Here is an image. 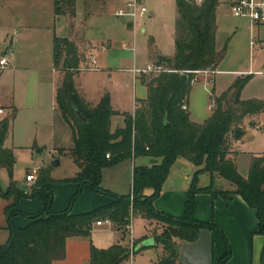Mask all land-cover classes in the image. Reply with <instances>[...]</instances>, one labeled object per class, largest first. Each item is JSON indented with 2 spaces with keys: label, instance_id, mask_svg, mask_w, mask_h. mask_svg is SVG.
Returning a JSON list of instances; mask_svg holds the SVG:
<instances>
[{
  "label": "trees",
  "instance_id": "16d2710c",
  "mask_svg": "<svg viewBox=\"0 0 264 264\" xmlns=\"http://www.w3.org/2000/svg\"><path fill=\"white\" fill-rule=\"evenodd\" d=\"M52 1L56 14L66 12L73 17L74 0ZM175 6L173 56L161 55L150 42L155 63L169 71L145 75L142 83L147 88L146 97L137 100L133 114H124V126L114 131L110 130V117L116 112L110 106L109 94H103L95 106H89L82 99L74 84L80 65L77 46L67 37H54L53 64L63 73L55 92L56 110L71 128L72 145L68 152L77 166L73 180L78 189L71 200L78 196L83 184H89L94 192L109 195L112 200L87 211L73 213L68 206L54 212L51 210L54 192L47 169L39 170L36 181L28 189L11 178L5 190L0 188V198L9 200L3 209L8 239L0 244V264H52L65 257L67 238L89 236L93 224L103 219L110 220L124 233L131 215L135 214L166 224L160 234L153 236L154 243L161 244L165 252L157 264H177L179 245L194 242L201 229L222 237L225 252L216 264H225L231 249L223 231L212 221L194 218L198 193L225 200L239 195L254 210L257 220L254 233L262 237L258 264H264V154L251 158L247 177L238 172L231 156L235 130L242 129L246 116L263 111L264 101L240 99V91L248 79L243 77L219 96L210 95L214 107L205 119H191L189 110L182 105L187 103L194 72H213L225 54L226 43L216 50L218 0L200 4L193 0H175ZM77 111L85 122L77 117ZM12 117L0 120V168H6L10 176L15 156L3 143ZM64 150L59 149L58 153ZM138 158L149 159L151 164L133 166L129 194H116L102 187L104 168ZM177 159H184L194 167L181 216L159 211L153 204ZM202 173L209 176L204 186L199 185ZM216 178L227 180L234 189H223L216 184ZM147 188L152 189L148 195L144 193ZM23 197L36 198L40 208L33 214H24L29 221L16 226L13 217L22 214L16 205ZM141 240H134L132 253L142 249L135 250ZM129 257L130 248L126 245L115 243L98 248L91 244L88 264H125Z\"/></svg>",
  "mask_w": 264,
  "mask_h": 264
},
{
  "label": "crops",
  "instance_id": "0c3cea01",
  "mask_svg": "<svg viewBox=\"0 0 264 264\" xmlns=\"http://www.w3.org/2000/svg\"><path fill=\"white\" fill-rule=\"evenodd\" d=\"M121 2L122 0H74V15L70 18L66 12L56 14L54 11L53 1H48L47 10L50 20L53 21V25L51 26L48 24L47 26V31L49 33L47 35V47L45 50L46 52L43 55V63L26 65L23 59L20 60L18 58L16 53L11 52L9 54L8 51L4 52L3 56L7 58L8 63L9 59L14 60L19 65L18 67H30L31 69H34L36 73L32 74L29 79L26 78L24 80H20L17 77V82L16 79H13V82L6 86L10 97L7 98V104L0 103L1 109L3 110L2 113H0V117L4 113L5 107V109L9 112L8 117L13 115L12 118H14L15 111L17 112L14 118L15 120L18 118L20 110L33 109L37 111L39 106L45 100L50 102L53 110H56L55 92L61 81L63 73L59 67L57 68L53 64V39L54 37H67L77 46L78 53L80 55L79 68L85 64L89 66L88 63H90V61L88 58L90 55H93L96 60V66L99 67V70L91 71L98 72L100 76H102V78L100 77L101 80L99 83L90 88L87 87L86 84L77 81L79 73L82 71L81 69H78V72L74 77V84L77 92L89 106H95L100 97L103 94L108 93L110 97V106L112 110L116 112V114L110 117V127L112 130L117 127H122L124 125V114H133L137 100L144 99L147 95V88L139 78L140 73L133 74L129 71L132 67L137 69L143 68L136 67L135 63L137 59L135 52L133 48H130L129 44H127L131 34L135 37L137 31L145 33L147 26L144 25V22L141 25H137L136 22L133 26L128 19L115 16L114 10L121 5ZM220 7H222L220 10H222L224 14L230 15L233 20L228 25L231 31L230 34L219 46L217 45L216 33L219 29L217 17L218 9ZM151 15L152 11H149L147 16L151 17ZM56 20L60 22L59 32H56V25L54 24ZM215 22V48L216 50H220L224 43H226V50L224 56L213 72H201L197 74L198 80L200 79L202 81L200 85L201 87L198 91H205L209 97L210 93L215 96H219L237 79L248 77L246 83L240 91V99H258L264 101V25L251 26L247 19L233 17L229 13L228 9L223 5H218L216 8ZM19 35L20 33L16 31V44L18 43ZM174 35L175 25L173 33V47ZM28 36L31 37V34L24 31L23 36L21 37L24 39L22 40L24 45L23 48L26 51H34V48L32 47L34 44L31 43L32 41L28 40ZM151 41L154 44L153 38L148 37L146 45L144 44L149 58V63L154 60L150 53ZM31 44L32 46H30ZM157 46L155 45L161 55L168 57L173 56L174 49L172 54H163L162 50L158 48L159 46ZM38 57L39 56H37L36 59ZM4 69L5 68L1 69L0 73ZM102 72L106 73V75H103ZM113 72L122 73V75H120L122 78H131L135 85L130 111L125 109L124 99L123 97H120L122 96L120 93V90L122 89L114 84L118 75H115V77V73ZM186 105L190 112V117L194 121H202L211 112L209 105L205 109L201 106V104L193 103L191 99H189V95ZM12 118H10L9 124ZM59 124H64L60 118L59 121L53 119L49 122L44 121L39 123L38 126H36L38 136L35 139V143L37 145H42L43 147H48L50 153H58L59 149L66 148L64 147V144L67 143L69 137L67 135L64 136L65 134H63L61 139L58 137ZM241 128V130L239 129L241 131V135L232 141L231 156L236 162L238 172L243 177H247L251 158L256 155L264 154V110L246 116L243 120ZM8 134L9 126L6 138ZM5 140L3 144H5ZM4 147L11 148L15 156L14 148L8 146ZM126 163H130L132 182L133 166L139 164L150 165L151 160L138 158L123 161L115 166ZM240 163L242 167L239 165ZM193 171L194 167L186 160L177 159L171 167L166 180L162 184L159 196L153 202L154 207L157 210L168 214L181 216L184 209V201L186 199V190ZM15 181L24 189H28L31 185L26 180ZM208 182V174L202 173L199 176V185L204 186L207 185ZM216 184L221 186L223 189H234V186L228 185L226 180L223 178H216ZM86 185L87 184H83L82 187H85ZM151 192V188L144 190L146 195ZM0 199L2 200L1 208L3 212V209L8 204L9 200L3 198ZM24 200L25 201L21 198L17 202L16 208L18 210L29 214V211H31V213H35L39 209V204L36 203V201H30L31 207L27 208L28 202L26 199ZM110 201L111 200L108 198L102 199L101 201L93 202L89 207L78 208L74 212L84 210L87 211L93 207L95 208L101 206L102 204L104 205L105 203H109ZM56 209L57 208H54V210ZM14 217L13 222L16 226H23L29 221L28 218L20 219ZM194 218L200 221H212L222 231L224 230L228 237L229 230L236 237L241 238L242 245L244 247L241 264H253L252 239L254 236L258 235L254 233L257 220L254 210L249 208L239 195H233L230 200H225L220 197L212 199L208 193H198L196 195ZM104 224L107 225L106 230H97ZM0 226L3 227V231L0 233V244H3L8 239V230L6 229V218L4 212L3 216L0 217ZM153 235H147L138 239L131 237L130 235V237L127 238L121 230L113 227L110 222H103L100 225L94 223L89 236H73L67 238L65 245V257L61 260L52 262V264H88L91 244L98 248H107L115 243H120L130 247L134 240H145L153 237ZM211 235L213 237V232H211ZM259 240V244L261 245L262 239ZM177 243L181 242L177 241ZM163 254H165L163 247L154 243L151 246H147L132 253L125 264H157L161 257H163ZM211 256L212 264H216L217 260L221 256V249L218 245L212 244ZM137 258H142V261H136ZM178 263H180V261ZM226 264H230V262H226Z\"/></svg>",
  "mask_w": 264,
  "mask_h": 264
},
{
  "label": "rangeland",
  "instance_id": "374dc122",
  "mask_svg": "<svg viewBox=\"0 0 264 264\" xmlns=\"http://www.w3.org/2000/svg\"><path fill=\"white\" fill-rule=\"evenodd\" d=\"M51 0H0V57L4 55L5 51L16 53L20 60H24L26 65L33 63H43V55L46 52L47 47V26L50 24L53 25V21L50 20V16L47 10V3ZM145 5L148 11H152L151 17L146 16L137 20V25H141L143 22L147 26L145 33L136 32L135 37L132 36L128 40L129 47L133 48L136 55V67L145 68L148 64V56L145 45L147 43L148 37H152L154 44L160 48L163 54H172L173 53V33L175 25V15H176V6L174 0H144ZM222 7L218 9L217 24L219 29L217 30V45H221L230 34L229 23L233 20L230 15L224 14ZM61 21V20H60ZM56 25V32H59L58 20L54 23ZM53 30V29H52ZM16 31L20 33L18 36V43H15ZM24 31H27L31 34V37L28 36V40L32 41L33 50H25L23 48V43L21 37L23 36ZM22 34V35H21ZM145 44V45H144ZM38 54V55H37ZM39 56L37 59L36 57ZM153 60L151 63H155ZM88 65H92L88 63ZM19 65L14 61L9 59L8 66L0 73V98L1 104H7V98L10 97L7 85L13 82V79L17 77L20 80L29 79L32 74L36 73L34 69L30 67H18ZM82 66V65H81ZM83 65L82 67H86ZM1 70V69H0ZM103 73V72H102ZM114 76L118 75L116 82L114 84L120 89V93L124 99V106L127 111L131 110L132 101H133V92L135 90V85L132 82L131 78L127 79L122 78L120 72H113ZM106 75V73H103ZM126 75V74H124ZM145 75H150L147 73H140L139 78L142 82L145 79ZM156 75V74H152ZM15 76V77H14ZM102 76L98 72H93L91 70H82L79 73L77 81L82 82L87 85V87H93L98 84ZM104 77V76H103ZM202 81L197 80L191 87L189 92V99L195 104H201L203 108L211 103V100L208 94L198 89L201 87ZM1 108V106H0ZM57 110L51 108L49 101H44L39 109L29 110L22 109L19 111L18 118H15L17 112L15 111L14 118L11 119L9 124V134L5 140L4 146L14 148L15 152V161L13 163L11 176L6 168H0V188L5 190L11 178L13 180L22 181L25 180L26 173H32L35 176V179L30 184H33L37 175L39 174L40 169H47L49 171V176L51 178L50 186L54 192V198L51 204V210L54 212H59L71 206V212H74L78 208H85L91 206L93 202L101 201L102 199L112 198L107 194L94 192L89 184L85 187L81 186V190L78 196L72 201L71 198L73 194L78 189L77 182L73 180V177L76 175L77 166L73 161V158L69 154V148L72 145V132L69 125H67L63 119L60 117V114H57ZM8 110L4 107V113L1 115V119L8 117ZM59 118L64 122V124H59L58 128V137L61 139L63 134L68 136L69 140L64 144L65 150L61 153H50L48 147H43L42 145H37L35 139L38 136L36 126L42 122H49L50 120L56 119L59 121ZM36 124H35V123ZM124 126V125H123ZM111 131H114L111 129ZM69 142V143H68ZM63 144V143H62ZM61 144V145H62ZM64 149V148H63ZM107 156V155H106ZM108 157V156H107ZM54 159H59V165L53 167L51 165ZM244 159V158H242ZM241 167V163L239 164ZM131 171L130 163L120 164L118 166L106 167L102 171L101 185L102 187L108 189L109 191L124 195L131 192ZM226 183L231 185L227 180ZM27 200V208L31 207L30 201H36L40 203L36 198L23 197ZM2 200L0 199V217L3 216L1 208ZM106 204V203H105ZM103 205V204H102ZM54 208H57L54 210ZM94 208V207H93ZM39 210V209H38ZM37 210V211H38ZM36 211V212H37ZM86 211V210H84ZM160 211V210H159ZM22 212V211H20ZM29 214L31 211H29ZM82 212V211H77ZM76 213V212H74ZM24 214L27 212H22V214L16 215L14 218L26 219L27 217ZM105 219L101 220L104 221ZM149 220V221H148ZM109 222L114 227L113 223ZM25 224V223H24ZM165 223H161L156 219H147L141 215L135 214L131 215L129 226L125 228L124 234L128 238H143L147 235L156 236L160 234ZM3 227L0 226V233L3 231ZM107 225L104 224L101 228L97 230H106ZM229 237L223 230L228 243L230 245L231 253L230 257L226 261L230 264H241L242 262V253L243 245L242 239L236 237L231 231H229ZM97 235V234H95ZM100 236V234H99ZM213 245H218L221 249V255L225 252V245L222 237L213 232ZM259 239H262L260 235L254 236L252 239V251H253V264H258V258L260 255L261 245L259 244ZM181 242V241H178ZM161 246V244H158ZM214 247V246H213ZM132 248V245L129 247ZM165 253V252H164ZM163 254L162 256H164ZM162 258V257H161ZM142 259V258H141ZM137 258L136 261L141 262L142 260ZM177 264H180L177 262ZM226 264V263H225Z\"/></svg>",
  "mask_w": 264,
  "mask_h": 264
},
{
  "label": "built area",
  "instance_id": "2783aa9c",
  "mask_svg": "<svg viewBox=\"0 0 264 264\" xmlns=\"http://www.w3.org/2000/svg\"><path fill=\"white\" fill-rule=\"evenodd\" d=\"M195 3L200 4L205 0H193ZM218 5L225 6L229 13L233 17L247 19L251 26L264 25V0H218ZM149 11L145 5L144 0H122L121 5L114 10V15L117 17L128 19L134 26L137 20L146 17ZM89 61L92 65L81 67V70H99L96 66V60L93 55L89 56ZM8 66V60L5 56L0 58V69ZM133 74L147 73V74H158L162 71H169L164 68L162 64L148 63L145 68L137 69L132 67L129 69ZM207 73L208 70L195 71L194 77L191 79V85H193L197 80L198 73ZM211 95V93H210ZM214 107L213 102L209 104V109L212 111ZM183 109H187L186 103L182 105ZM0 108V113H2ZM108 156V155H107ZM35 176L32 173L26 174L25 180L27 182H32ZM109 223L108 219L104 221L98 220L95 224L100 225L102 223ZM132 254V249H130V255Z\"/></svg>",
  "mask_w": 264,
  "mask_h": 264
},
{
  "label": "water",
  "instance_id": "95a60500",
  "mask_svg": "<svg viewBox=\"0 0 264 264\" xmlns=\"http://www.w3.org/2000/svg\"><path fill=\"white\" fill-rule=\"evenodd\" d=\"M77 117L81 122H85V119L76 112ZM241 135V131L236 129L234 137L238 138ZM59 159H54L51 163L53 167L59 165ZM154 244V238L150 237L145 240H141L135 250L139 248H145ZM212 235L211 231L207 229H201L199 231L198 238L194 242L184 243L178 247V258L180 264H212Z\"/></svg>",
  "mask_w": 264,
  "mask_h": 264
}]
</instances>
